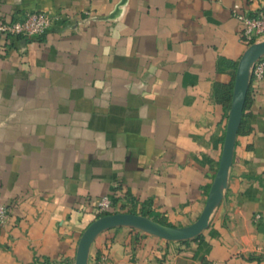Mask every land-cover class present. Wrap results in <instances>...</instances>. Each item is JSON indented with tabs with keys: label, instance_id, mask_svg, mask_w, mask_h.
I'll use <instances>...</instances> for the list:
<instances>
[{
	"label": "crops",
	"instance_id": "0c3cea01",
	"mask_svg": "<svg viewBox=\"0 0 264 264\" xmlns=\"http://www.w3.org/2000/svg\"><path fill=\"white\" fill-rule=\"evenodd\" d=\"M233 4L253 7L0 0V17H59L38 36L0 35V264H73L104 195L112 211L173 226L197 217L245 48ZM87 264H264V76L249 83L227 187L198 237L109 228Z\"/></svg>",
	"mask_w": 264,
	"mask_h": 264
},
{
	"label": "water",
	"instance_id": "95a60500",
	"mask_svg": "<svg viewBox=\"0 0 264 264\" xmlns=\"http://www.w3.org/2000/svg\"><path fill=\"white\" fill-rule=\"evenodd\" d=\"M262 56H264V37L248 44L237 60L218 164L197 217L186 225L173 226L134 212L116 211L99 215L81 231L75 247L73 264H87L90 244L98 234L109 228L127 227L166 241H184L198 236L208 226L209 219L227 187L234 140L250 83L251 68Z\"/></svg>",
	"mask_w": 264,
	"mask_h": 264
},
{
	"label": "built area",
	"instance_id": "2783aa9c",
	"mask_svg": "<svg viewBox=\"0 0 264 264\" xmlns=\"http://www.w3.org/2000/svg\"><path fill=\"white\" fill-rule=\"evenodd\" d=\"M248 5H253L251 9L238 10L239 5L233 4L231 7L232 16L240 23L239 37L245 47L253 41L264 37V6L263 0H247ZM57 15H49L45 12L26 9L15 18L7 19L0 17V35L21 36L31 38L42 34L55 20ZM264 76V56L257 59L252 68L250 81H258ZM97 216L116 212L111 210V199L101 196L94 202ZM8 208L0 202V225L4 224ZM257 217V216H255Z\"/></svg>",
	"mask_w": 264,
	"mask_h": 264
},
{
	"label": "trees",
	"instance_id": "16d2710c",
	"mask_svg": "<svg viewBox=\"0 0 264 264\" xmlns=\"http://www.w3.org/2000/svg\"><path fill=\"white\" fill-rule=\"evenodd\" d=\"M140 214L145 215V213H143V212H141ZM96 217H97V216H96ZM152 219H154V218H152ZM154 220H156V221H158V222H160V223H162V224L170 225V224H168V223H166V222H164V221L158 220V219H154ZM197 237H198V236H196V237H194V238H197Z\"/></svg>",
	"mask_w": 264,
	"mask_h": 264
}]
</instances>
